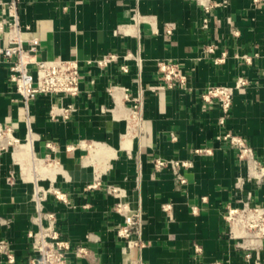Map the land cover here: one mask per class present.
I'll use <instances>...</instances> for the list:
<instances>
[{"label": "crops", "instance_id": "obj_1", "mask_svg": "<svg viewBox=\"0 0 264 264\" xmlns=\"http://www.w3.org/2000/svg\"><path fill=\"white\" fill-rule=\"evenodd\" d=\"M219 1L227 5L213 10L204 29L196 0H0V45L6 44L2 20L15 3L24 37L40 39L37 60L76 59L81 67L80 94L64 100L75 111L54 120L51 99L37 97L27 142L21 97L8 66L0 65V122L22 139L20 147H0V241L8 243L12 264H27L31 256L28 233L36 229L40 187L54 190L41 212L53 214L70 241L68 264H264V239L229 234L225 216L238 204L237 179L247 165L222 139L241 137L264 167V1ZM108 54L119 59L103 67L95 62ZM165 60L182 65L186 87L163 83L157 64ZM240 76L251 84L235 92L222 126L220 104L201 95L211 86L234 87ZM113 85L127 89L128 99L123 90L110 95ZM138 98L137 125L130 108ZM46 157L49 166L39 162ZM157 157L191 161L183 171L187 184L158 171ZM110 186L124 191L130 211H141L140 247L128 249L118 235L125 215L116 211ZM244 189L264 205V177ZM0 264H10L5 255Z\"/></svg>", "mask_w": 264, "mask_h": 264}, {"label": "built area", "instance_id": "obj_2", "mask_svg": "<svg viewBox=\"0 0 264 264\" xmlns=\"http://www.w3.org/2000/svg\"><path fill=\"white\" fill-rule=\"evenodd\" d=\"M255 4L264 0H252ZM197 5L204 13L202 27L207 29L210 24V18L214 9L227 5V1L219 0H196ZM7 26L6 44L0 45V65L5 64L9 70V81L14 91L21 97L23 111L26 117L27 135L26 141L30 142L34 137L32 102L37 97H47L51 99L50 116L56 120L59 116L67 119L69 114L75 111L74 105H66L65 99L76 98L80 94L81 67L76 59H48L37 60L36 56L40 49V39L36 36L30 38L24 37V29L21 25L20 18L16 12V5L12 3L9 6V19H3L2 24ZM169 27H172L170 25ZM27 30L29 26L25 27ZM171 33V28L168 29ZM208 53L215 55L216 50L208 47ZM225 54L217 57L215 62L222 63ZM131 56L129 55V58ZM128 58V56H127ZM118 55L108 54L101 60L95 61L100 66H106L116 62ZM246 60H248L246 58ZM138 63L141 62L137 59ZM158 73L163 83L169 87L175 86L186 87L188 77L184 73L180 63L165 60L157 64ZM122 71L128 72L127 67L123 66ZM251 84V80L245 76H240L236 80L234 87L211 86L208 87L201 95L205 103L217 102L220 104L223 116L220 119V125L225 124L226 116L229 115L232 99L235 92L246 88ZM123 90L125 98L128 99V90L118 85H113L108 89L110 95L116 91ZM58 98L59 102L53 99ZM136 124L141 121L143 112V102L140 98L133 99L130 108ZM222 139L230 142L231 145L239 150L240 162L246 163V175L239 177L237 180V190L240 191L241 197L238 204L229 207L225 220L229 227V234L232 238L247 239L253 242L264 239V205H255L253 203L252 193H244L245 184L253 180H259L264 177V167L253 159L252 149L246 142L238 136L226 133ZM22 145V139L15 135V130L11 125L0 122V147L1 150H9ZM196 154L209 153L208 150H197ZM46 166L51 164L49 157L39 160ZM158 171L169 170L175 178L182 184H187V179L183 174L184 170L192 167V162L187 160L163 159L157 157L154 161ZM108 192L119 201L116 204V211L125 215V224L118 231L119 237L125 239L126 247L141 246L142 223L143 217L140 210L130 211L127 203L123 201L124 191L119 187L110 186ZM49 193H54L52 189L39 188L36 193L38 202L39 215L35 219V230L28 233L32 243V253L27 264H68L67 257L71 250L70 241L62 236L56 225V218L53 214H44L41 212V202ZM59 196V193H55ZM171 209L170 205L164 206L165 211ZM250 249V246H246ZM0 254L5 255L10 264L15 262L13 253L7 242L0 241ZM134 264H144L141 260Z\"/></svg>", "mask_w": 264, "mask_h": 264}]
</instances>
